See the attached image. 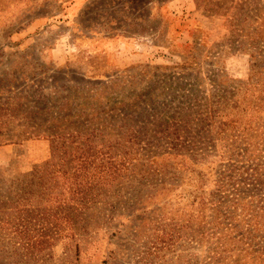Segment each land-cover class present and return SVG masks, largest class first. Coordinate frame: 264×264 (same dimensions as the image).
<instances>
[{
    "label": "rangeland",
    "instance_id": "374dc122",
    "mask_svg": "<svg viewBox=\"0 0 264 264\" xmlns=\"http://www.w3.org/2000/svg\"><path fill=\"white\" fill-rule=\"evenodd\" d=\"M261 49L264 0H0V264H264L210 248L189 205L223 123L264 124L244 108ZM55 133L87 167L135 172L83 205L52 177ZM44 164L39 195L25 177Z\"/></svg>",
    "mask_w": 264,
    "mask_h": 264
},
{
    "label": "trees",
    "instance_id": "16d2710c",
    "mask_svg": "<svg viewBox=\"0 0 264 264\" xmlns=\"http://www.w3.org/2000/svg\"><path fill=\"white\" fill-rule=\"evenodd\" d=\"M251 56L252 73L262 77L264 49ZM256 102L250 106L244 105V108L262 113L264 95ZM255 104L262 106L255 108ZM236 112L238 113V105ZM229 121L237 123L234 119ZM259 121L258 125L252 128L254 130L249 131L245 129L238 131V123L232 126H229L228 121L223 123L220 130L224 140L220 156L222 161L215 169L213 188L206 193L195 192L189 205L193 211L192 216L196 212L200 216L199 221H203L202 225L199 222V226L200 229L206 230L210 248L223 253L238 249V244H242L240 251L244 255H250L249 259L258 258L259 261L264 262V124ZM82 135L76 133V139ZM54 137L56 139L52 145L54 154L51 160L54 173L52 177L54 179L62 177L65 193L76 195V200L78 199L83 205H87L86 201L92 199L93 193L99 194L104 190L110 180L122 177L130 171L117 166L87 167L83 163L94 161L95 154L86 155L84 152H78V146L75 151L60 133H55ZM178 156L181 162L186 158L183 155ZM67 157L71 161L76 158V167L62 168V162L68 161ZM46 171L45 164L40 165L25 177L26 184L36 185L39 195L44 194V186L49 177ZM152 187L158 188L155 185ZM65 193H60L55 199L61 203L68 202L70 199L62 197ZM200 236L198 238L201 241L202 234Z\"/></svg>",
    "mask_w": 264,
    "mask_h": 264
}]
</instances>
